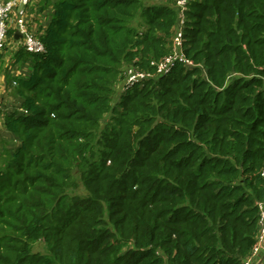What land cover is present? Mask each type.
Here are the masks:
<instances>
[{
    "label": "trees",
    "instance_id": "16d2710c",
    "mask_svg": "<svg viewBox=\"0 0 264 264\" xmlns=\"http://www.w3.org/2000/svg\"><path fill=\"white\" fill-rule=\"evenodd\" d=\"M39 2L44 51L22 46L32 70L5 116L0 264H245L264 200V0ZM182 13L193 65L158 73ZM129 67L150 77L123 90Z\"/></svg>",
    "mask_w": 264,
    "mask_h": 264
},
{
    "label": "built area",
    "instance_id": "2783aa9c",
    "mask_svg": "<svg viewBox=\"0 0 264 264\" xmlns=\"http://www.w3.org/2000/svg\"><path fill=\"white\" fill-rule=\"evenodd\" d=\"M189 0H178L179 5L182 7V12L186 9V4ZM29 0H0V51L3 50L6 43V36L9 31V21L13 12L19 11L21 3L27 4ZM23 14V9L19 11ZM184 14H181V27L176 31L172 38L173 53L162 59L158 63L157 72H168L173 66L174 62L179 61L185 63L187 66H192L193 61L187 59L183 51V29H184ZM17 31L22 34V46L29 52H43L44 45L42 41L34 35V33L28 29L25 22V18L22 16L17 19ZM150 74L141 70H137L134 67L127 68L125 72V79L123 84V90L127 86H132L135 83H143L146 78H149ZM261 175L264 177V167L261 171ZM259 231L256 239V244L253 248L252 254L244 261L245 264H264V200L259 203Z\"/></svg>",
    "mask_w": 264,
    "mask_h": 264
},
{
    "label": "crops",
    "instance_id": "0c3cea01",
    "mask_svg": "<svg viewBox=\"0 0 264 264\" xmlns=\"http://www.w3.org/2000/svg\"><path fill=\"white\" fill-rule=\"evenodd\" d=\"M6 1V0H4ZM19 10V9H18ZM54 9L50 6L45 11L40 10L39 0H29L23 7V14L19 11L13 13L10 21V31L15 35H10L7 40L8 49L0 57V143L6 141L18 142L17 138L7 131L5 126V116L7 113L20 106L22 98L17 95L16 87L12 78L15 76H29L32 70L31 61L19 60V53L23 51L22 37H16L17 19L22 16L25 18L27 26L39 33L45 30L51 19ZM18 101V103H17Z\"/></svg>",
    "mask_w": 264,
    "mask_h": 264
},
{
    "label": "rangeland",
    "instance_id": "374dc122",
    "mask_svg": "<svg viewBox=\"0 0 264 264\" xmlns=\"http://www.w3.org/2000/svg\"><path fill=\"white\" fill-rule=\"evenodd\" d=\"M13 13H15V12H13ZM13 13L11 14V15H13ZM12 17V16H11ZM10 21H11V19H10ZM10 21H9V23H10ZM28 27V26H27ZM8 29H10V25H9V28ZM28 29H30L29 27H28ZM31 30V29H30ZM32 31V30H31ZM33 33H34V31H32ZM9 36H10V33H7V36H6V44H5V46H4V48H3V50H1L0 51V57L5 53V51L8 49V46H7V40H8V38H9ZM17 103H18V101H17ZM14 142H12V144H13ZM1 146H3V143L1 144L0 143V155H1V151H2V149H1Z\"/></svg>",
    "mask_w": 264,
    "mask_h": 264
},
{
    "label": "water",
    "instance_id": "95a60500",
    "mask_svg": "<svg viewBox=\"0 0 264 264\" xmlns=\"http://www.w3.org/2000/svg\"><path fill=\"white\" fill-rule=\"evenodd\" d=\"M23 7H24V3H21L20 6H19V11H21L23 9ZM19 35L22 37V34L20 33V31H17L16 32V37H18Z\"/></svg>",
    "mask_w": 264,
    "mask_h": 264
}]
</instances>
